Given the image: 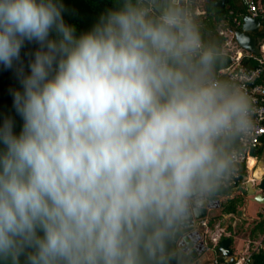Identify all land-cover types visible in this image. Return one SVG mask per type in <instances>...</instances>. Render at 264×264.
Here are the masks:
<instances>
[{
    "label": "clouds",
    "instance_id": "clouds-1",
    "mask_svg": "<svg viewBox=\"0 0 264 264\" xmlns=\"http://www.w3.org/2000/svg\"><path fill=\"white\" fill-rule=\"evenodd\" d=\"M115 5L77 35L61 0H0V66L39 45L19 132L0 122L3 264H185L180 229L255 132L192 0Z\"/></svg>",
    "mask_w": 264,
    "mask_h": 264
},
{
    "label": "trees",
    "instance_id": "trees-1",
    "mask_svg": "<svg viewBox=\"0 0 264 264\" xmlns=\"http://www.w3.org/2000/svg\"><path fill=\"white\" fill-rule=\"evenodd\" d=\"M238 1L242 0H229L230 7H224L219 10L212 2H207L205 4V14L202 15L196 14L198 3L192 4L193 12L199 20L202 33L206 40L211 39L216 41L220 48L223 46L225 38L218 33L216 29L218 24H220L222 20H225V27H233L235 26L236 18H242L247 14L245 6L241 7ZM61 2L64 6L63 18L67 24L75 27L77 35L90 30L103 14L116 6L115 0H61ZM213 9H216V11ZM262 21L264 25V18ZM259 36L264 39V28ZM38 47V44L26 42L21 51V60L14 65L13 69H4L0 66V122L8 117L13 118L15 120V130L17 132H19L20 127L22 126V120L15 112L11 93L14 90L22 91L18 74L21 69L27 74L28 64ZM226 55L227 54L222 53V63L217 70L230 65ZM241 62L249 68L257 67L259 64L258 60L255 59L253 55L251 56L247 54L243 55ZM219 77L229 80L228 74H223ZM263 152L264 144L254 149L253 154L259 156L262 155ZM242 173L243 178L245 177V180H247L248 176H246V168L243 167ZM240 187H242V184L239 183L238 188ZM233 189L235 188L232 186L221 185L217 191L209 197L210 199L225 198V200L221 201V211L223 214L237 213L239 207L244 203V197L242 195H233ZM258 215L259 220L255 221V225L249 236L251 239L255 240L260 238L261 244L257 248H252V250H250L251 258L249 264H264V210L260 211ZM221 216L222 215L209 216L207 219V225L213 229ZM226 237L231 238V248L234 250V237L232 235H222L216 245L208 239V245L215 248L219 254L217 259L219 264H224L226 261V258L219 250L220 241ZM195 260L196 259L188 252L185 264H192ZM0 264H3V262H0ZM21 264H24V257H21Z\"/></svg>",
    "mask_w": 264,
    "mask_h": 264
},
{
    "label": "crops",
    "instance_id": "crops-1",
    "mask_svg": "<svg viewBox=\"0 0 264 264\" xmlns=\"http://www.w3.org/2000/svg\"><path fill=\"white\" fill-rule=\"evenodd\" d=\"M218 1L219 0H192V4L198 3L197 8H196V14H198V15L205 14V11H206L205 10V4L207 2H209V3L212 2L213 5L216 6L218 10L221 8H224V7L225 8L230 7L229 0H225L223 5L218 4ZM251 1H254L260 7L264 6V0H242V1H238V3L240 4L241 7L245 6L246 12H247L246 15H248V14L253 15V12H251V10L249 9V4ZM213 10L216 11V9H213ZM245 16L242 18H236L235 26H233V27H230V26L225 27L224 26V25H226L225 20H222L220 22V24H218L216 29H217L218 33L225 38V42H224L223 46L221 47L222 53H224L226 50L228 40H231L233 43L238 44L236 42L235 32H236V30L242 28ZM255 17H258V16H255ZM258 18H260L261 21L263 19L260 16ZM238 20L242 22L241 26H237L236 21H238ZM263 28H264V25H263V21H262V26L260 27V32L263 30ZM221 31H225V34L221 33ZM260 32L257 34V37H258L259 45H261V52H263L264 39L260 38V36H259ZM239 48L242 51V55H245V54L251 55V56L256 55L251 51L244 50L241 47H239ZM262 54L264 55V53H262ZM228 56H229L228 62L230 63V65L234 64L231 56L230 55H228ZM227 67L220 68L219 70H217L218 76L226 74L225 69ZM251 154H252L251 158H254L256 160L255 161L256 164L254 163L255 166L252 169H250L249 167L246 168V170H247L246 176H248L247 180L242 184V187L233 189V195H242L244 197V203L239 207V211L237 213H224L223 214L221 211V206H222L221 201L225 200V198L222 197V198L218 199L220 202L219 206L208 209L207 216L205 218H203L204 220L207 221L209 216H214V215H222V216L218 220V222L216 223V225L213 229H211L209 226L207 227L208 232H205L204 228L200 226L201 219L199 220V229L202 230L203 238L206 241L209 249H207L203 254H201V256H199V258H197L192 264H219V262L217 260L219 257L217 250L208 245V238L210 237V235L211 236H217V237H219V239L224 234L227 236L232 235L234 237V250H233V252L236 256H241V255L247 253L248 251L252 250V248H257L261 244L260 238L258 240L251 239L249 235H250L252 228L255 225V221L259 220V215H258L259 212L264 210V204L255 199V194H257L259 192L264 194V190L259 188V185H258L259 181L258 180H253V176L255 174L264 173V152L262 153V155H259V156L254 155L253 152ZM259 162H261V163H259ZM249 165L251 166V164H249ZM257 165H259V166L257 167ZM256 167H257V172H256ZM249 181H253V182H249ZM254 189L256 190L255 193H253ZM214 244L216 245L217 243H214Z\"/></svg>",
    "mask_w": 264,
    "mask_h": 264
},
{
    "label": "built area",
    "instance_id": "built-area-1",
    "mask_svg": "<svg viewBox=\"0 0 264 264\" xmlns=\"http://www.w3.org/2000/svg\"><path fill=\"white\" fill-rule=\"evenodd\" d=\"M249 9L253 12L254 16H260L264 18V6L260 7L254 1L249 4ZM237 26H241V21H236ZM225 34V31H221ZM239 45L233 43L231 40L227 41V46L225 54L230 55L233 63L225 69V73L228 74L229 80L236 83L238 86L243 88L253 108L252 118L255 122V132L251 139L243 140L240 142V150L236 159V165L234 173L229 182L222 184L224 186H232L234 188L239 187V183L243 184L246 180L243 178L242 169L249 167L252 169L254 165L250 164V159L252 157V152L257 147L264 144V81L262 76L264 74V45L263 52L259 55H254L259 64L257 67L249 68L245 66L242 60V51L238 47ZM224 71V70H223ZM200 226L204 228L205 232H208L207 221L201 219ZM213 243L219 241V237L211 236L209 237ZM251 258V252L236 256V261L234 264H249Z\"/></svg>",
    "mask_w": 264,
    "mask_h": 264
},
{
    "label": "water",
    "instance_id": "water-1",
    "mask_svg": "<svg viewBox=\"0 0 264 264\" xmlns=\"http://www.w3.org/2000/svg\"><path fill=\"white\" fill-rule=\"evenodd\" d=\"M225 0H219L218 4L223 5ZM262 21L260 18L251 14L245 16L244 23L241 29L236 30L235 38L239 47L244 50L253 52L256 55L261 53V45H259L257 34L260 32ZM229 61V56L226 55ZM264 81V74L262 76ZM261 163V162H259ZM259 165H257L258 167ZM256 167V172H257ZM253 180H258L259 188L264 190V173L255 174ZM253 182V181H249ZM256 190L254 189L253 193ZM255 199L264 204V194L259 192L255 194ZM220 205L218 199H210L209 197L194 207V210L189 220L180 229L177 242L178 245L183 247L195 259L199 258L208 248L206 241L203 238V232L199 229V220L207 216L208 209ZM219 250L222 252L226 261L224 264H234L236 255L231 248V238L226 237L219 243Z\"/></svg>",
    "mask_w": 264,
    "mask_h": 264
},
{
    "label": "bare ground",
    "instance_id": "bare-ground-1",
    "mask_svg": "<svg viewBox=\"0 0 264 264\" xmlns=\"http://www.w3.org/2000/svg\"><path fill=\"white\" fill-rule=\"evenodd\" d=\"M255 161H256V160H255L254 158H251V159H250V164L253 165L254 163H256Z\"/></svg>",
    "mask_w": 264,
    "mask_h": 264
}]
</instances>
